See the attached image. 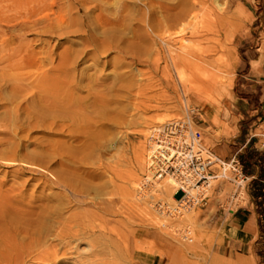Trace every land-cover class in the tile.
<instances>
[{
	"label": "rangeland",
	"instance_id": "obj_1",
	"mask_svg": "<svg viewBox=\"0 0 264 264\" xmlns=\"http://www.w3.org/2000/svg\"><path fill=\"white\" fill-rule=\"evenodd\" d=\"M180 1L0 0V196H22V217L42 211L33 249L56 246L50 261L12 256L0 264H150L154 256V264H264V237L246 259L218 253L231 216L218 202L229 185L209 179L207 205L178 219L136 198L149 133L169 119L187 118L221 159L239 135L264 143V123L250 129L232 106L237 45L264 25V0H189L197 4L189 26L158 28ZM163 32L172 34L168 45ZM222 61L229 68L215 70ZM208 71L221 86L209 87ZM67 95L82 105L73 133L70 120L61 122L67 109L50 103ZM70 143L79 148L73 160L56 151ZM176 189L165 178L154 200L172 202ZM248 190L240 209L262 202L251 182Z\"/></svg>",
	"mask_w": 264,
	"mask_h": 264
},
{
	"label": "built area",
	"instance_id": "obj_2",
	"mask_svg": "<svg viewBox=\"0 0 264 264\" xmlns=\"http://www.w3.org/2000/svg\"><path fill=\"white\" fill-rule=\"evenodd\" d=\"M147 165L137 184L136 198L149 200L151 209L161 217L178 219L197 206H206L208 194L195 192L207 186L212 178L230 186L225 198L218 202L222 214L239 210L244 195L249 196L250 177L236 155L228 160L206 150L201 144V133L184 117H174L153 127L147 138ZM168 178L177 187L172 202L154 200L153 193L160 182ZM261 200V199H259ZM264 208V202L260 204Z\"/></svg>",
	"mask_w": 264,
	"mask_h": 264
},
{
	"label": "crops",
	"instance_id": "obj_3",
	"mask_svg": "<svg viewBox=\"0 0 264 264\" xmlns=\"http://www.w3.org/2000/svg\"><path fill=\"white\" fill-rule=\"evenodd\" d=\"M237 51L232 106L237 120H244L251 129L264 123V25L252 28L250 34L239 41ZM236 141L232 144V156L239 159L252 183L264 172V143L250 134L239 135ZM252 190L256 200L264 201L253 187ZM262 191L264 193V188ZM261 212L260 205H256L230 214L224 222L218 253L226 258L238 255L239 259H246L250 251H255L259 240L264 237V210L262 216ZM154 263L155 256L150 260V264Z\"/></svg>",
	"mask_w": 264,
	"mask_h": 264
},
{
	"label": "bare ground",
	"instance_id": "obj_4",
	"mask_svg": "<svg viewBox=\"0 0 264 264\" xmlns=\"http://www.w3.org/2000/svg\"><path fill=\"white\" fill-rule=\"evenodd\" d=\"M195 1V0H194ZM181 2V1H180ZM179 3V2H178ZM192 4V5H190ZM201 4V3H200ZM197 4H195V2L193 3H190L189 0H184L182 1L179 5H177V7L179 8H172V9H167L165 12V15L162 17V20H160L158 23H157V27L159 28L160 26L163 27L166 31L169 29V28H172V27H175V26H179L180 27V30L183 28H185V26H189V22L191 20H195V16L197 15L196 13H193L194 12V6H196ZM178 9V10H177ZM174 10H176L175 12H173ZM196 14V15H194ZM197 17V16H196ZM13 20V19H12ZM3 22V21H2ZM5 23V22H4ZM191 26V25H190ZM208 30V29H207ZM210 30V29H209ZM219 30V29H218ZM217 30V31H218ZM170 31V30H169ZM168 31V32H169ZM168 32H163L164 35L162 37V43L164 45H168L167 42L169 43V41L172 39L170 38V35L172 34H169L168 35ZM215 32V31H213ZM216 33V32H215ZM219 33V32H218ZM220 34V33H219ZM201 36V35H200ZM197 37V36H196ZM219 37V36H217ZM217 40V39H216ZM225 43V42H224ZM162 45V44H161ZM203 45V44H202ZM213 45V44H211ZM207 46V45H206ZM222 46V45H221ZM166 48V47H165ZM221 48V47H220ZM169 49V48H168ZM217 49V48H216ZM171 49H169V52H170ZM221 50V49H219ZM172 51V50H171ZM212 53V52H211ZM172 54V53H171ZM210 54V52H209ZM227 55V54H226ZM199 56V55H198ZM230 56V55H229ZM181 58V57H179ZM229 58V57H228ZM9 59V58H8ZM173 59L174 61V58H170V60ZM178 59V58H177ZM10 60V59H9ZM176 60V58H175ZM185 61L184 59H181V61ZM222 60V59H221ZM12 61H8L7 64L9 63L10 66H11V63ZM186 63V62H185ZM229 63H227L226 61H222L221 63H218V64H215V66H213V68H215V70L217 71H220L222 68L224 69H228L229 68ZM212 70V69H211ZM214 70V71H215ZM209 75L208 78H210V80L207 82V84L209 85L210 88H215V87H219L221 86V84L217 81L218 77L215 73L213 72H210L208 71ZM219 73V72H218ZM217 73V74H218ZM19 85V84H18ZM224 86V85H223ZM20 87V86H19ZM23 87V86H22ZM16 90V89H15ZM20 90V89H19ZM21 91V90H20ZM41 91V90H40ZM45 91V90H44ZM43 91V92H44ZM19 93V92H18ZM45 94V93H44ZM43 94V95H44ZM37 97V96H36ZM43 97V96H42ZM41 98V97H39ZM45 98V97H44ZM53 98V97H52ZM36 99V98H35ZM54 99V98H53ZM38 100V98H37ZM42 100V99H41ZM34 101V100H32ZM46 102V100H42L41 103H44ZM49 101L47 100V105H52V110H53V107L57 108V107H62V109H67V111L69 112H65L64 115L60 116L61 118V122H65L66 119L70 120L69 122H71V126H72V130L70 129L69 130V133L71 131V133L73 132H76V130L78 129L77 126L78 124H80L83 120L80 119V110L82 108V105H78L79 102H75L74 98L72 99L71 96H66L64 97L62 100H59V101H51L50 103H48ZM30 103V102H29ZM37 103V102H36ZM31 104V103H30ZM40 104V103H38ZM46 104V103H44ZM74 104L78 105L76 107H74ZM33 105V104H32ZM41 107H42V104H40ZM55 105V106H53ZM31 106V105H30ZM35 106V105H34ZM57 106V107H56ZM32 107V106H31ZM51 107V106H50ZM49 106L47 107L46 106V109L47 108H50ZM33 108V107H32ZM45 108V107H43ZM54 108V109H55ZM28 108L26 107L24 110L29 111L27 110ZM31 109V108H30ZM37 109V108H36ZM35 110V109H34ZM41 110V109H40ZM39 110V111H40ZM61 110V108H60ZM63 111V110H62ZM43 112V111H41ZM50 113V112H49ZM61 113V112H60ZM58 113V115L60 114ZM45 114V113H44ZM40 115H43V113ZM47 115V114H46ZM29 117V116H28ZM43 117V116H42ZM27 118V117H26ZM32 120H33V116L31 117ZM34 118L37 119L36 121H39L38 119H40V116L35 114L34 113ZM56 119V118H55ZM187 119V118H185ZM31 120V121H32ZM57 120V119H56ZM59 120V119H58ZM66 120V121H68ZM30 121V122H31ZM43 121V120H42ZM60 121V120H59ZM187 121L189 122V120L187 119ZM29 122V120H28ZM34 122V121H33ZM32 122V123H33ZM45 122V121H44ZM31 123V125H33ZM38 123V122H36ZM83 123V122H82ZM81 123V124H82ZM190 123V122H189ZM48 124V123H47ZM54 124V123H53ZM66 125H68V123H65ZM87 124V123H86ZM89 124V123H88ZM24 125V124H23ZM30 123H29V126H31ZM49 125V124H48ZM28 126V127H29ZM34 126V125H33ZM82 126V125H81ZM85 126V125H84ZM31 128V127H30ZM67 128V127H65ZM81 128V127H80ZM68 130V129H67ZM73 131V132H72ZM68 132V131H67ZM24 133V132H23ZM65 133V132H64ZM68 133V134H69ZM80 133V131H79ZM25 134V133H24ZM67 135V134H66ZM70 135V134H69ZM68 135V136H69ZM81 135H79L80 137ZM92 136V134H91ZM75 136L74 135H71V138ZM93 137V136H92ZM72 138V139H74ZM70 139V141L72 140ZM78 139V138H77ZM75 139V140H77ZM69 142V141H67ZM68 144V143H67ZM58 146V145H57ZM61 146V147H60ZM51 147V146H50ZM60 149H57V153L58 154H62L64 156H67L69 158H71V160H73L76 155V153L78 152V146H71V143L70 145H65V144H62L59 146ZM84 148V147H83ZM85 148H88L89 149V146L88 147H85ZM55 149V148H54ZM87 149V150H88ZM53 150V149H51ZM59 150V151H58ZM13 151V150H12ZM49 151V150H48ZM49 153V152H48ZM17 160V159H16ZM18 162V160H17ZM72 163L74 164L75 162L72 161ZM60 167H63L64 169L66 168L65 165L62 164V161L60 162L59 164ZM34 171V170H33ZM46 171V170H45ZM37 172V173H36ZM34 171V174H38V172H41V171ZM43 172V171H42ZM41 172V173H42ZM49 172V171H48ZM55 172V171H54ZM53 172V173H54ZM45 173V172H44ZM43 173V174H44ZM57 173V172H55ZM49 174V173H48ZM51 177V176H50ZM211 179V178H210ZM208 182L209 180L207 181V186H199L196 190V192L198 194H206L207 193V188H208ZM51 183V182H50ZM53 184V183H52ZM51 184V185H52ZM21 197L22 196H15L14 198L9 196L8 194H4V195H1L0 196V262L4 261V260H10L13 256L12 259L16 258H23V257H30V259H33L35 261H39L40 263L44 262V261H50V260H53L55 259V252H52V253H48L49 251H54L55 247L56 246H46L45 249H41V250H38L37 247L36 249L33 247L35 246L34 242H33V238H34V233L36 234H39V230L41 229L40 226L38 225L39 224V219L41 217V212L37 213L35 216V219H30V217L32 218V216L28 213V211L25 209L24 211H22V213L24 212V214L27 216V218L25 217H22L21 216V208L19 207V203L21 201ZM9 202H12L13 204L10 205L8 204ZM8 204V205H7ZM7 207V208H6ZM5 208V209H4ZM6 210V211H4ZM50 210V209H48ZM40 211V210H39ZM24 214H22L24 216ZM33 214V213H32ZM19 216V217H18ZM58 222V221H57ZM60 223V221L58 222ZM60 233V232H59ZM28 235L26 238L29 237V235H33V238L29 237V239L27 241H23L22 242H17V237L20 236V235ZM23 236V238H24ZM39 236V235H38ZM56 238H58L60 240V242L62 241L61 239V234H58L56 236ZM22 239V238H21ZM32 239V240H30ZM20 241V240H19ZM63 242V241H62ZM61 242V243H62ZM34 243V244H33ZM34 245V246H33ZM77 249V248H76ZM56 251V250H55ZM80 252V251H79ZM9 264V263H8Z\"/></svg>",
	"mask_w": 264,
	"mask_h": 264
},
{
	"label": "trees",
	"instance_id": "obj_5",
	"mask_svg": "<svg viewBox=\"0 0 264 264\" xmlns=\"http://www.w3.org/2000/svg\"><path fill=\"white\" fill-rule=\"evenodd\" d=\"M251 185H252L253 189L256 191L257 196H261L262 199H263L264 198V193H263L262 190L264 188V172L262 173L261 177H259L258 180L253 181L251 183ZM261 201H263V200H261ZM260 214L262 216L263 211Z\"/></svg>",
	"mask_w": 264,
	"mask_h": 264
}]
</instances>
